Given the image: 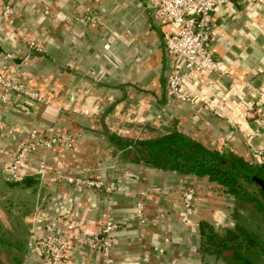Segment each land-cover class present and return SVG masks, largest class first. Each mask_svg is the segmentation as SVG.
Returning a JSON list of instances; mask_svg holds the SVG:
<instances>
[{
    "label": "crops",
    "instance_id": "obj_1",
    "mask_svg": "<svg viewBox=\"0 0 264 264\" xmlns=\"http://www.w3.org/2000/svg\"><path fill=\"white\" fill-rule=\"evenodd\" d=\"M0 1L16 6L8 22L0 18V69L18 66L23 80L44 99L32 103L15 94V103L0 100L6 126L0 132V177L7 181L8 164L31 129L76 140L72 149L55 146L49 152L45 175L24 170L28 186L20 183L16 192L23 213L17 223L22 264H40L31 235L42 233L55 217L61 218L57 229L67 232L71 246L66 264H103L100 249L92 252L75 241L96 235L111 217L118 224L112 264L218 261L200 252L202 224L226 228L221 213L228 204L217 186L134 163L109 136L135 142L176 129L250 162L251 148L264 147V0L230 1L214 13L208 47L226 73L188 78L185 87L196 98L193 103L168 102L164 38L171 26L152 18L148 0ZM30 40L42 51L30 50ZM26 55L29 60L22 62ZM40 161L36 155L30 162ZM60 167L70 176L84 172L88 179L117 182L116 190L107 195L50 181ZM184 180L198 188L199 205L191 218L178 195ZM137 204L144 224L136 217ZM234 215L235 208L233 221Z\"/></svg>",
    "mask_w": 264,
    "mask_h": 264
},
{
    "label": "built area",
    "instance_id": "obj_2",
    "mask_svg": "<svg viewBox=\"0 0 264 264\" xmlns=\"http://www.w3.org/2000/svg\"><path fill=\"white\" fill-rule=\"evenodd\" d=\"M230 1L234 0H148V8L152 18L171 26L170 32L164 38V52L169 63V71L165 76L168 102L193 103L196 101V98L185 87V81L191 78L194 73L206 74L218 71L226 73L209 49L208 43L211 40L214 13ZM235 1L247 4H260L262 2V0ZM15 12V4L0 1V18L3 22H8ZM28 48L34 52L42 51L33 40L28 42ZM104 49L108 50L109 45H104ZM29 58L30 56L26 55L22 62L29 60ZM22 76L18 66L13 65L0 69V100L2 103L7 105L11 101L15 103L12 100L15 94L24 96L32 103L44 100L43 94L33 86L28 85ZM260 100L264 101V93L260 94ZM15 106V108H21L20 104ZM161 118L162 115L159 114L157 120L161 121ZM260 123L264 125V118L260 119ZM5 127V122L0 116V128L4 129ZM75 145L76 140L63 133L48 134L37 129H31L24 139L19 142L15 154L8 164L5 176L8 181L12 182L21 181L24 170H34L36 174L43 176L46 174L45 163L49 161L47 156L55 146L72 149ZM2 149L0 148V153H2ZM36 155L41 156V161L34 166L30 161ZM250 156L251 162H264V147L251 148ZM83 175H85L84 172H82L81 177L70 176L60 167L53 175L49 176V180L66 186H85L96 191L100 190L107 195L114 193L116 190L117 182L105 181L100 178L88 179ZM207 183L212 186V183L208 181ZM178 189L183 213L186 217L191 218L199 205L198 188L184 180L179 183ZM217 189L224 197L229 195L224 188L217 186ZM227 204V209L221 213V217L224 216V219H226L225 226L232 228L234 225L232 223V205L229 200H227ZM136 207V217L140 224H144L145 218L140 204H137ZM230 216L232 220L229 218ZM60 222L61 218L55 217L42 233L33 232L31 235L36 253L40 258V264L67 263L66 260L71 246L68 242L67 232L57 229ZM116 223L112 217L108 218L96 235L91 237L80 236L76 239V246L87 247L92 252L100 249L104 259L103 264H112L110 253L116 242L115 232L118 228ZM67 226L69 227V225Z\"/></svg>",
    "mask_w": 264,
    "mask_h": 264
},
{
    "label": "trees",
    "instance_id": "obj_3",
    "mask_svg": "<svg viewBox=\"0 0 264 264\" xmlns=\"http://www.w3.org/2000/svg\"><path fill=\"white\" fill-rule=\"evenodd\" d=\"M109 140L134 163L174 172L187 179H204L224 188L235 199L239 210H255L263 223L262 232H259L260 227L250 230L241 221L224 230L202 224L200 252L222 264H264V192L256 182L259 179L264 183V162H249L227 149L212 148L176 129L135 142L113 135L109 136ZM9 183L28 186L24 180ZM22 248L21 240L10 229L0 226V251H15L10 258L11 264H22ZM0 264L8 263L0 260Z\"/></svg>",
    "mask_w": 264,
    "mask_h": 264
},
{
    "label": "rangeland",
    "instance_id": "obj_4",
    "mask_svg": "<svg viewBox=\"0 0 264 264\" xmlns=\"http://www.w3.org/2000/svg\"><path fill=\"white\" fill-rule=\"evenodd\" d=\"M42 50V49H41ZM3 128H0V132H2ZM223 149V148H221ZM4 150L2 149V153ZM0 153V155L2 154ZM7 180V179H6ZM10 181H5L2 177H0V226L2 228L8 230L10 229L12 231V234L19 239L20 234V226L17 224L20 221V215L21 214V200L16 194L17 187L14 183L12 185L9 183ZM227 200L231 202V205L233 204L232 212L235 208V214H237L234 217L233 224L236 223V221H241L246 227H248L250 230H257L259 227L261 228L259 232H262L263 229V223L261 221V218L259 214L250 208L247 209H238L237 208V202L234 198L227 195L225 196ZM225 207V205H223ZM232 226V225H231ZM230 228V227H229ZM225 228L220 227L219 230H224ZM15 254V251H0V260L2 262L11 264L10 258ZM18 255V253H16ZM215 261V260H214ZM211 264H220L218 261L211 262ZM222 264V263H221Z\"/></svg>",
    "mask_w": 264,
    "mask_h": 264
},
{
    "label": "water",
    "instance_id": "obj_5",
    "mask_svg": "<svg viewBox=\"0 0 264 264\" xmlns=\"http://www.w3.org/2000/svg\"><path fill=\"white\" fill-rule=\"evenodd\" d=\"M256 182L260 186V188L262 189V191L264 192V183L261 180H259V179H256Z\"/></svg>",
    "mask_w": 264,
    "mask_h": 264
}]
</instances>
